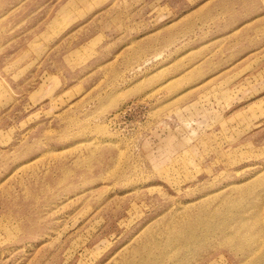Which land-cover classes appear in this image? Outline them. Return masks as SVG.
Here are the masks:
<instances>
[{
	"label": "rangeland",
	"instance_id": "1",
	"mask_svg": "<svg viewBox=\"0 0 264 264\" xmlns=\"http://www.w3.org/2000/svg\"><path fill=\"white\" fill-rule=\"evenodd\" d=\"M0 264H264V0H0Z\"/></svg>",
	"mask_w": 264,
	"mask_h": 264
}]
</instances>
